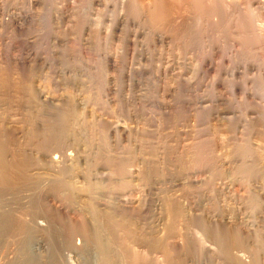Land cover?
I'll list each match as a JSON object with an SVG mask.
<instances>
[{
	"label": "rangeland",
	"instance_id": "obj_1",
	"mask_svg": "<svg viewBox=\"0 0 264 264\" xmlns=\"http://www.w3.org/2000/svg\"><path fill=\"white\" fill-rule=\"evenodd\" d=\"M148 1L0 0V264H264V0Z\"/></svg>",
	"mask_w": 264,
	"mask_h": 264
},
{
	"label": "bare ground",
	"instance_id": "obj_2",
	"mask_svg": "<svg viewBox=\"0 0 264 264\" xmlns=\"http://www.w3.org/2000/svg\"><path fill=\"white\" fill-rule=\"evenodd\" d=\"M101 1H103V0H101ZM107 1V0H106ZM137 2H139L140 4L142 3V4H144V0H136ZM151 1H155V0H151ZM150 0L147 2V4H150L149 2H151ZM159 1V0H158ZM162 2L164 1V0H161ZM199 1H201V0H199ZM206 2H207V4L208 3H211L212 4V6H213V4H216V5H219V6H221V7H226V5L228 4H226V2H225V0H205ZM228 1H230L229 2V4L230 3H232L231 1H233V0H228ZM256 1H258V2H262L261 0H256ZM39 2V1H38ZM73 2V1H72ZM165 2V1H164ZM196 2V1H195ZM235 2V1H234ZM105 3V2H104ZM111 3V2H110ZM116 3V2H115ZM154 3V2H153ZM166 3V2H165ZM204 3V2H203ZM105 4H108V3H105ZM104 4V5H105ZM112 4V3H111ZM110 4V5H111ZM200 4V3H199ZM100 5V4H99ZM102 5H103V3H102ZM167 5V4H166ZM234 5V4H233ZM236 5V4H235ZM112 6V5H111ZM229 6V5H228ZM105 7V6H104ZM114 7V6H113ZM149 7V6H148ZM151 7V6H150ZM157 7V6H156ZM112 7H110V9H111ZM152 8V7H151ZM153 8H155V7H153ZM229 8V7H228ZM242 8V7H241ZM261 8V7H260ZM109 9V10H110ZM117 9V8H116ZM162 9V8H161ZM171 9V8H170ZM226 9H227V7H226ZM156 9H153V10H151L150 8H149V14H153L154 12H152V11H155ZM163 10V9H162ZM251 10H252V8H251ZM115 11V10H114ZM226 12H227V10H225ZM98 12V11H97ZM106 12V11H105ZM108 12V11H107ZM112 12V11H111ZM111 12L109 13V16H112V15H110L111 14ZM159 12H161L160 11V9H159ZM159 12H156V13H158L156 16L154 15H151V17H152V21H150V27L149 28H142V29H137L136 31L135 30H133L135 33V36H140L141 35V33H148L147 35L152 39V43H154L155 41L157 42V41H159V43L161 42V43H163V42H165L164 40L166 39V37H168V36H166L165 34L167 33H165V32H163V34L162 35H160L158 32H157V29L158 28H156L155 26H157V25H165L166 23L168 24V20H167V18H161V15L163 14L162 12L159 14ZM155 13V14H156ZM212 13V12H211ZM66 14V13H65ZM114 14V13H113ZM116 14V13H115ZM119 14V13H118ZM171 14V13H170ZM221 15V14H220ZM225 15V14H224ZM59 16V15H58ZM62 16V15H61ZM119 16V15H118ZM148 16H150V15H148ZM165 17H166V15H164ZM163 16V17H164ZM94 17V16H93ZM115 17V16H114ZM114 17H112V18H114ZM122 17V16H121ZM125 17V16H124ZM145 17V16H144ZM68 18V17H67ZM77 18V17H76ZM116 18H117V16H116ZM127 18V17H126ZM149 18V17H148ZM244 18H246V17H244ZM69 19V18H68ZM67 19V20H68ZM94 19V18H93ZM92 19V20H93ZM108 19H109V17H108ZM118 19V18H117ZM129 19V18H128ZM139 19V18H138ZM169 19H170V17H169ZM173 19V18H172ZM120 20V19H119ZM147 20V19H146ZM151 20V19H150ZM176 20V19H175ZM59 21H60V19H59ZM91 21V20H90ZM100 21V20H99ZM141 21V20H140ZM243 21V20H242ZM57 22V21H56ZM55 22V23H56ZM94 22V21H93ZM145 22H147V21H145ZM173 22H174V19H173ZM172 22V23H173ZM176 22V21H175ZM235 22V21H234ZM78 23V22H77ZM80 23V22H79ZM122 23V22H121ZM148 23V22H147ZM146 23V24H147ZM179 23V22H178ZM246 23V22H245ZM49 24V23H48ZM60 24H62V23H60ZM113 24V23H112ZM143 24V23H142ZM149 24V23H148ZM147 24V25H148ZM237 24V23H236ZM241 24V23H240ZM83 25V24H82ZM140 25V24H139ZM170 25V24H169ZM149 26V25H148ZM171 26V25H170ZM173 26V25H172ZM176 26V25H175ZM241 26V25H240ZM141 27V26H140ZM165 27V26H164ZM163 27V28H164ZM49 28H51V27H49ZM122 28V27H121ZM136 28V27H135ZM137 28H139L138 26H137ZM107 29V28H106ZM124 29V28H123ZM128 29V28H127ZM169 29H171V28H169ZM97 30V29H96ZM174 30V29H173ZM49 31V30H48ZM128 31V30H127ZM170 31H172V30H170ZM177 32V31H176ZM129 34H130V32H129ZM106 35V34H105ZM127 35V34H126ZM144 35V34H143ZM172 35V34H171ZM171 35H169L170 37H171ZM134 36V35H133ZM148 36H147V38H148ZM157 37H158V39H157ZM125 38V37H124ZM136 38V37H135ZM144 39L143 40H145V37H143ZM129 39V38H128ZM139 39V38H138ZM131 40V39H130ZM142 40V41H143ZM132 41V40H131ZM35 42V41H34ZM130 42V41H129ZM135 42H136V40H135ZM134 42V43H135ZM149 42H151V40L149 41ZM149 42H148V44H149ZM168 42V41H167ZM170 42V41H169ZM133 43V42H132ZM146 43V42H145ZM152 43H150V44H152ZM171 43V42H170ZM139 44H143V43H139ZM157 44V43H156ZM169 44V43H168ZM82 45V44H81ZM138 45V44H137ZM154 45V44H153ZM159 45V44H158ZM161 45V44H160ZM155 46V45H154ZM162 46V45H161ZM163 47H164V43H163ZM162 47V48H163ZM138 48H139V46H138ZM137 48V49H138ZM147 48V47H146ZM158 48V47H157ZM139 49H141V47L139 48ZM149 49V48H148ZM147 49V50H148ZM156 49V48H155ZM161 49V48H160ZM211 49V48H210ZM213 49V48H212ZM21 50V49H20ZM151 50H153V49H151ZM159 50V49H158ZM158 50H156L157 51V53L159 52ZM160 51H162V50H160ZM140 53L138 54V57L140 58V59H142V60H148V59H150V58H152L153 56V53H147L146 52V49H144V50H140L139 51ZM153 52V51H152ZM164 52V51H163ZM210 52V51H209ZM193 53V52H192ZM211 53H213V52H211ZM235 53V52H234ZM161 54V53H160ZM189 54H190V52H189ZM158 55V54H157ZM169 56V55H168ZM171 56V55H170ZM182 56H183V54H182ZM182 56H181V58H182ZM194 56H196V55H194ZM193 56V57H194ZM204 57H205V55H203ZM222 56V55H221ZM224 56V55H223ZM161 57V56H160ZM164 57V56H163ZM162 57V58H163ZM167 57V56H166ZM231 57V56H230ZM154 58V57H153ZM200 58H202V57H200ZM215 58V57H214ZM159 59V58H158ZM157 59V60H158ZM169 59V58H168ZM179 59H180V57H179ZM197 59V58H196ZM219 59V58H218ZM238 59V58H237ZM176 60V59H175ZM183 60V59H182ZM209 60V59H208ZM149 61V60H148ZM213 61V60H212ZM200 62H202V61H200ZM140 63V62H139ZM170 63V62H169ZM177 63V62H176ZM208 63V62H207ZM48 64V63H47ZM210 64V63H209ZM138 65H140V64H138ZM174 65V64H173ZM212 65V64H211ZM221 65V64H220ZM142 66V65H141ZM146 66V65H145ZM140 67V66H139ZM166 67V66H165ZM145 68V67H144ZM234 68V67H233ZM137 69V68H136ZM143 69V68H142ZM176 70V69H175ZM220 70V69H219ZM262 71V70H261ZM182 72V71H181ZM233 72V71H232ZM137 73V72H136ZM174 73V72H173ZM251 74V73H250ZM258 74V73H257ZM173 75V74H172ZM248 77V76H247ZM250 77V76H249ZM184 78V77H183ZM212 79V78H211ZM242 79V78H241ZM223 80H224V78H223ZM233 80V79H232ZM252 80V79H251ZM212 81V80H211ZM210 81V82H211ZM231 81V80H230ZM245 81V80H244ZM260 81V80H259ZM208 82V81H207ZM263 82V81H262ZM252 83H254V82H252ZM131 85V84H130ZM185 85V84H184ZM209 85H210V83H209ZM208 85V86H209ZM197 88V87H196ZM244 88V87H243ZM242 88V89H243ZM226 90V89H225ZM189 91V90H188ZM251 91V90H250ZM39 94V93H38ZM194 94V93H193ZM233 95V94H232ZM37 96V95H36ZM42 96V95H41ZM44 97V96H43ZM204 98V97H203ZM217 98H219V97H217ZM222 98V97H221ZM225 98V97H224ZM241 98V97H240ZM38 99V101L40 100V101H45L46 102V100L44 99V100H42V98H40V96L37 98ZM204 100V99H203ZM220 100V99H219ZM222 100V99H221ZM243 100V99H242ZM199 101V100H198ZM209 101V100H208ZM212 101V100H211ZM210 101V102H211ZM202 102L203 103H205V101H201V104H202ZM228 102H230V101H228ZM237 102V101H236ZM240 102V101H239ZM42 103V102H41ZM49 103V102H48ZM47 103V104H48ZM56 102H54V104H55ZM256 103V102H255ZM38 104H39V102H37V106H38ZM57 104V103H56ZM208 104V103H207ZM228 104H230V103H228ZM235 104V103H234ZM244 104V103H243ZM58 106H59V104H58ZM200 106H202V108L203 109H205V108H207L208 107V105H200ZM256 106V105H255ZM212 107V106H211ZM230 107V106H229ZM231 107H232V105H231ZM237 107V106H236ZM53 108V107H52ZM198 108V107H197ZM208 108H210V107H208ZM252 108V107H251ZM55 109V108H54ZM245 109V108H244ZM258 110V109H257ZM207 111H209V110H207ZM206 111V112H207ZM212 111V110H211ZM231 112V111H230ZM197 114V113H196ZM220 115V114H219ZM234 115V114H233ZM231 116H232V114H231ZM230 117V116H229ZM229 117H227V116H222V118H225V119H230ZM240 117V116H239ZM248 117V116H247ZM252 117V116H251ZM102 118V117H101ZM243 118V117H242ZM234 119V118H233ZM252 119H253V117H252ZM125 120V119H124ZM224 120V119H223ZM249 120H251V119H249ZM248 120V121H249ZM254 120V119H253ZM107 121V120H106ZM230 121V120H229ZM233 121V120H232ZM228 123V122H227ZM246 124V123H245ZM124 125V124H123ZM114 126V125H113ZM127 127V126H126ZM236 128V127H235ZM242 129V128H241ZM117 130V129H116ZM203 130V129H202ZM206 130V129H205ZM31 149V148H30ZM29 149V150H30ZM32 151V150H31ZM57 152V151H56ZM23 156H25V155H23ZM43 157H46V162L47 163H49L50 164V166L52 165H56L60 160H63L64 159V161L65 160H69V161H71V158H72V154L71 153H65V154H62V157H61V155H57V154H54V153H50V154H47V155H45L44 153H42V152H36L35 154H34V160L36 161V163H37V165L39 164V162L43 159ZM2 158V157H1ZM0 158V159H1ZM1 161V160H0ZM12 161V160H11ZM66 162V161H65ZM14 163V162H13ZM35 163V164H36ZM60 163V162H59ZM42 164V163H41ZM31 165V164H30ZM40 165V164H39ZM36 166V165H35ZM8 167V166H7ZM4 169V168H3ZM34 168H30L29 170L31 171V173H32V170H33ZM38 169V168H37ZM36 170V169H35ZM44 170V169H43ZM58 170V169H57ZM3 172V171H2ZM21 172V171H20ZM121 172V171H120ZM30 173V172H29ZM101 173V172H100ZM2 175V174H1ZM21 175V174H20ZM56 175V174H55ZM250 175V174H249ZM22 176V175H21ZM37 176V175H36ZM41 176V175H40ZM7 177V176H6ZM31 177V176H30ZM34 177V176H33ZM130 177V176H129ZM1 178V177H0ZM29 178V177H28ZM35 178V177H34ZM252 178V177H251ZM258 178V177H257ZM60 180V179H59ZM3 181V180H2ZM232 181V180H231ZM239 181V180H238ZM95 183V182H94ZM217 183V182H216ZM221 183V182H220ZM229 183V184H228ZM243 183V182H242ZM210 184V183H209ZM215 184V183H214ZM232 184V182H228V181H226V182H222L221 184H220V193L221 194H223V195H225V194H227V192H228V190H229V188H228V186L227 185H231ZM244 184H245V182H244ZM255 184H257V185H259L260 187H263L264 186V178L263 177H260V178H258V180L256 179V178H254L253 180H249V188L251 187V186H253V185H255ZM255 187V186H254ZM259 187V188H260ZM257 189V188H256ZM262 189V188H261ZM211 190V189H210ZM230 191V190H229ZM250 191V190H249ZM39 192H40V190H39ZM243 192V191H242ZM251 194V193H250ZM40 195V194H39ZM136 196V195H135ZM209 196V195H208ZM227 196V195H226ZM225 197V196H224ZM242 197V196H241ZM128 199V198H127ZM220 199V198H219ZM256 199V198H255ZM218 201V200H217ZM246 201H248L247 199H246ZM252 201H253V199H252ZM255 201V200H254ZM30 202V201H29ZM246 203V202H245ZM252 203V202H251ZM263 203V202H262ZM178 204V203H177ZM207 204V203H206ZM257 205V204H256ZM60 209L61 208H63V206H62V204L60 203L59 205H57ZM238 206V205H237ZM246 206V205H245ZM56 207V206H55ZM120 207V206H119ZM230 208V207H229ZM225 209V208H224ZM44 210V209H43ZM55 210V209H54ZM257 210V209H256ZM57 211V210H56ZM224 211V210H223ZM66 212V211H65ZM177 212V211H176ZM188 212V211H187ZM253 212V211H252ZM251 212V213H252ZM108 213V212H107ZM184 213V212H183ZM250 213V212H249ZM34 214V213H33ZM111 214V213H110ZM186 214V213H185ZM234 214V213H233ZM107 215H109V214H107ZM210 215V214H209ZM184 216V215H183ZM80 217V216H79ZM177 217V216H176ZM203 217V216H202ZM214 217H218L219 218V220H221V221H223L224 222V224L226 223V222H229V221H231V219H233L234 218V216L232 217V216H229V215H224V214H217V215H215ZM246 217V216H245ZM248 217H250V216H248ZM41 218V217H40ZM44 218V217H43ZM81 218V217H80ZM210 218V217H209ZM33 219V218H32ZM31 219V220H32ZM37 219V218H36ZM36 219L35 220H33L31 223H33V226H34V228L33 229H35V231H37V232H40L41 230H42V228H43V221L42 222H40V221H36ZM193 219V218H192ZM195 219V218H194ZM252 219V218H251ZM39 220V219H38ZM74 220V219H73ZM197 220V219H196ZM77 221V220H76ZM220 221V222H221ZM234 221V220H233ZM30 222V221H29ZM239 222V221H238ZM250 223V227L251 226H253V227H255L256 226V223H255V220H254V222L253 221H249ZM214 223V222H213ZM122 224V223H121ZM49 225V224H48ZM244 225V224H243ZM82 226V225H81ZM115 226V225H114ZM119 226V225H118ZM252 227V228H253ZM24 228V227H23ZM46 228V227H45ZM116 228V227H115ZM170 228V227H169ZM211 228V227H210ZM215 228V227H214ZM96 229V228H95ZM190 229V228H189ZM237 229V228H236ZM260 229H262V227L260 228ZM259 229V230H260ZM224 230H225V228H224ZM169 231H170V229H169ZM255 231V230H254ZM36 232V233H37ZM125 232V231H124ZM179 232V231H178ZM253 232V231H252ZM257 232V231H256ZM97 233V232H96ZM198 233V232H197ZM208 233V232H207ZM219 233V232H218ZM87 234V233H86ZM98 234V233H97ZM180 234V233H179ZM234 234V233H233ZM253 234V233H252ZM251 234V235H252ZM88 235V234H87ZM183 235V234H182ZM210 235V234H209ZM85 236V235H84ZM92 236H93V234H92ZM97 236V235H96ZM128 236V235H127ZM165 236V235H164ZM185 236V235H184ZM221 236V235H220ZM231 236V235H230ZM82 237V236H81ZM124 237V236H123ZM163 237V236H162ZM187 237V236H186ZM240 237V236H239ZM251 237V236H250ZM88 238V237H87ZM180 238V237H179ZM185 238V237H184ZM193 238V237H192ZM218 238V237H217ZM235 238V237H234ZM257 238V237H256ZM256 238H254V239H256ZM81 239V238H80ZM182 239V238H181ZM201 239V238H200ZM187 240V239H186ZM96 241V240H95ZM94 241V242H95ZM99 241V245H100V247H101V252L102 253H106L107 252V250H108V246L104 243V241L102 242L100 239L98 240ZM132 241H133V239H132ZM136 241V240H135ZM134 241V242H135ZM189 241V240H188ZM236 241V240H235ZM258 241V240H257ZM137 242V241H136ZM175 242V241H174ZM206 242V241H205ZM124 243V242H123ZM178 243V242H177ZM261 243H262V241H261ZM70 244V243H69ZM164 244V243H163ZM167 244V243H166ZM218 244V243H217ZM216 244V245H217ZM253 244H255V243H253ZM257 244V243H256ZM255 244V245H256ZM259 244V243H258ZM140 246V245H139ZM156 246H160V244H156ZM79 248V247H78ZM120 248V247H119ZM147 248H149L150 250H152V248H155V244H151V245H149ZM163 248V247H162ZM257 248V247H256ZM260 248V247H259ZM11 249H13V248H11ZM164 249V248H163ZM220 249V248H219ZM150 250H148V251H150ZM157 250V249H156ZM257 250V249H256ZM113 251V250H112ZM125 251V250H124ZM147 251V252H148ZM153 251V250H152ZM151 251V252H152ZM258 251V250H257ZM41 252V251H40ZM100 252V253H101ZM122 252V251H121ZM259 252V251H258ZM108 253V252H107ZM255 253H256V251H255ZM33 254V253H32ZM35 254V253H34ZM39 254V253H38ZM102 255V254H101ZM106 255V254H105ZM104 255V256H105ZM132 255H133V253H132ZM150 255V254H149ZM256 255V254H255ZM254 255V256H255ZM32 256V255H31ZM168 256V255H167ZM172 256V255H171ZM108 257V256H107ZM135 257V256H134ZM139 257V256H138ZM9 258V257H8ZM130 258V257H129ZM165 258V257H164ZM252 258H253V255H252ZM7 259V258H6ZM108 258H106L105 257V259L103 260V264H112V262L111 261H109V259L107 260ZM136 259V257L133 259V260H135ZM254 259V260H253ZM253 259H251L252 260V262H251V264H257V262L259 263V261H261V260H259V261H257L255 258H253ZM136 260H138L139 261V259H136ZM142 260V259H141ZM250 260V261H251ZM132 262V261H131ZM144 262V261H143ZM172 262V261H171ZM264 262V261H263ZM145 263H146V261H145ZM148 263V262H147ZM141 264H142V262H141ZM241 264V263H240Z\"/></svg>",
	"mask_w": 264,
	"mask_h": 264
}]
</instances>
